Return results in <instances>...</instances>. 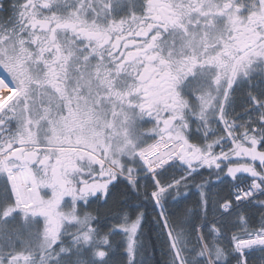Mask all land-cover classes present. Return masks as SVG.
Segmentation results:
<instances>
[{
    "label": "snow or ice",
    "instance_id": "obj_1",
    "mask_svg": "<svg viewBox=\"0 0 264 264\" xmlns=\"http://www.w3.org/2000/svg\"><path fill=\"white\" fill-rule=\"evenodd\" d=\"M0 264H264V0H0Z\"/></svg>",
    "mask_w": 264,
    "mask_h": 264
},
{
    "label": "trees",
    "instance_id": "obj_2",
    "mask_svg": "<svg viewBox=\"0 0 264 264\" xmlns=\"http://www.w3.org/2000/svg\"><path fill=\"white\" fill-rule=\"evenodd\" d=\"M205 178H206V175H205ZM197 182H200L199 181V178H198V181ZM169 207L171 209V208L174 207V205L170 203ZM181 207H183V205H181ZM155 215H156V213L149 206L147 208L146 217H145V219L143 221V229H142V231L145 232L146 234H153L154 235V232H155V230L157 228V226L155 224V221H154V216ZM149 252H151V250H149ZM155 259L156 260H160L161 259L160 254H159V251L156 252Z\"/></svg>",
    "mask_w": 264,
    "mask_h": 264
}]
</instances>
